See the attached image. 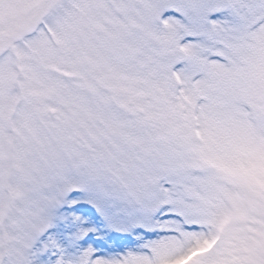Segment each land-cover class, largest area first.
<instances>
[{"label": "snow or ice", "instance_id": "obj_1", "mask_svg": "<svg viewBox=\"0 0 264 264\" xmlns=\"http://www.w3.org/2000/svg\"><path fill=\"white\" fill-rule=\"evenodd\" d=\"M0 264H264V0H0Z\"/></svg>", "mask_w": 264, "mask_h": 264}]
</instances>
